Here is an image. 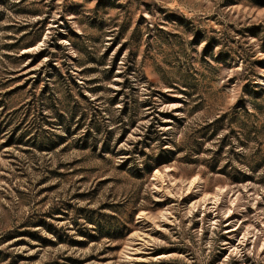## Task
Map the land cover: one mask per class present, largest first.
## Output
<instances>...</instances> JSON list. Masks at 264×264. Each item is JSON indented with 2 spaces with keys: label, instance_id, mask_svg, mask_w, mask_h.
I'll return each instance as SVG.
<instances>
[{
  "label": "rangeland",
  "instance_id": "rangeland-1",
  "mask_svg": "<svg viewBox=\"0 0 264 264\" xmlns=\"http://www.w3.org/2000/svg\"><path fill=\"white\" fill-rule=\"evenodd\" d=\"M0 264H264V0H0Z\"/></svg>",
  "mask_w": 264,
  "mask_h": 264
}]
</instances>
